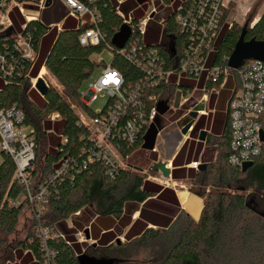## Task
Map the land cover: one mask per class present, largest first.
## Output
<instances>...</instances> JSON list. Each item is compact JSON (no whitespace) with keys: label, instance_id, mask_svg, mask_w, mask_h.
I'll return each instance as SVG.
<instances>
[{"label":"trees","instance_id":"16d2710c","mask_svg":"<svg viewBox=\"0 0 264 264\" xmlns=\"http://www.w3.org/2000/svg\"><path fill=\"white\" fill-rule=\"evenodd\" d=\"M162 1L166 4L170 2ZM86 3L96 7L101 14L99 27L105 36L101 44L81 45L78 36L86 26H75L69 19L61 30L53 29L42 43L41 58L45 61L46 71L58 81L62 91L50 84L44 104L39 105L32 100L29 97L32 85L30 76L26 75V63L21 74L10 77L4 83L0 82V108L8 109L16 105L23 109L26 123L35 130V163L29 172L34 188L54 174L65 159L70 163L66 174L59 176L49 188L51 195L47 210L49 208L50 221H47L46 215L43 218L44 225L54 234L48 243L56 251L57 263L79 264L74 249L82 252L86 244L77 243L75 236L78 230L90 226L98 248L89 246L86 253L96 257L113 256L110 253L113 249H124L129 254L138 244L152 241L160 248V255L155 261L144 264H264V143L261 155L254 159V164L246 172L232 167L227 160L231 139L229 118L219 143L217 159L208 164L206 169L196 171L195 183L200 187H213L208 194L205 190L198 191L204 197V207L198 221L185 210L175 207L177 201L172 189L146 179V176L132 172L129 168L120 169L111 177L102 161L89 164L86 170L80 171L70 166L74 160L82 161L85 158L83 152L90 142L88 130L80 123L79 114L72 108L71 101H76L80 109L92 116L98 114L82 102L80 88L99 65L94 54L100 53L110 44L112 36L123 24L118 11L133 12L131 27L134 32L127 47L133 40H138L144 48L160 51L167 58L168 66H171L175 62L172 51L176 48L179 53L182 43L179 26L175 23L176 10L166 17L154 15L147 23L146 33L141 36L136 28L145 16L134 14L135 0H124L122 3L117 0H96L92 4ZM66 14V9L55 0L51 7L44 10L40 19L28 22L23 31L32 34L33 39L39 42L49 26L60 22ZM17 17L13 19L16 28L26 23L20 16ZM253 17L254 12L251 14ZM162 19L163 24H160ZM243 33L245 41L264 43V12L252 26L248 23L240 29L223 25L215 42V63H228ZM163 34L174 37V46L159 41ZM14 41L10 30L0 32V49L13 50ZM112 51L111 65L121 71L126 83H134L143 76L142 71L119 50ZM231 74L237 82V71L232 70ZM31 77L35 76L31 74ZM216 85L219 86V83ZM175 89L172 85L166 88L169 96L167 105L176 97ZM31 112L40 121L39 124ZM53 114L58 117L54 120L51 117L45 119ZM160 120L158 117L157 125ZM262 123L264 130V116ZM158 133L154 124L146 128L133 147H123L124 156L128 154L132 157L145 144L154 143V139L156 146ZM43 138L47 139L48 145L50 143L46 150L39 148ZM40 156L43 166L39 161ZM1 158L0 230L10 234L18 224L23 207H31L24 197V187L14 178L12 158L5 153L1 154ZM177 158L173 161L175 166ZM72 165L75 167V164ZM180 195L185 200V193L180 192ZM17 200L19 202L15 204ZM78 211L80 214L75 215ZM137 212L139 215L133 220ZM70 218L73 226L68 223ZM32 228V232L21 242L19 253L22 256L23 251L27 250L22 260L26 264H39L42 251L36 231ZM126 228L128 230L125 232ZM103 229L106 231L102 232ZM123 234L127 242L115 243ZM74 241L72 245L68 243Z\"/></svg>","mask_w":264,"mask_h":264},{"label":"built area","instance_id":"2783aa9c","mask_svg":"<svg viewBox=\"0 0 264 264\" xmlns=\"http://www.w3.org/2000/svg\"><path fill=\"white\" fill-rule=\"evenodd\" d=\"M61 1L68 7L69 14L78 20L79 26H86L78 36L81 45L96 46L105 40L99 27L101 21L99 10L86 3L92 4L96 0ZM117 1L122 3L124 0ZM45 2L46 0L39 1L40 10L45 7ZM230 2L231 0H182L180 2L175 12V23L179 26L182 43L179 53L176 52V48L172 51L174 65L172 62V65L168 66L167 58L160 51L144 48L145 46L139 45L138 40H133L127 47L128 40L122 49L115 48L111 42L108 44L107 48L111 50L112 55L113 49L119 50L142 71L143 76L134 83H126L120 70L111 64H106L102 74L90 82L88 92L81 93L82 102L89 107L91 102L101 94H107L108 100L102 109L96 111L98 112L96 115L92 116L82 109L78 111L80 123L88 130L90 142L83 152L86 155L85 158L82 161L74 160L72 163L75 167L71 163L72 168L78 171L86 170L89 164L102 161L107 174L112 177L118 170L126 169L122 161L130 158V155L124 156L122 152L124 146L128 149L133 147L142 132L153 124L157 126V118H161L172 110L176 103L179 108H183L190 101V96L196 90L188 82L190 78L199 80L203 75L205 78L204 85L200 88L202 96L193 107L206 102L209 92L217 91L216 83L221 85L232 71L228 63L217 64L213 60V54L216 52L215 42L221 28L224 24L232 27V24L225 22ZM13 7L18 8L26 21L21 32L14 31L10 17ZM156 12V7L148 12L145 11L146 16L140 20L136 28L141 36L146 33L147 23ZM118 13L123 23L131 27L133 12L126 15L119 10ZM38 19H40V14L27 13L20 0H0V32L10 30L15 39L13 50L0 49V82L4 83L10 77L21 74L27 64L26 75L30 76L32 87L35 88L38 78H43L47 83L45 77L48 72L42 73L45 63L39 67L35 77H31V74L41 54L43 37L57 25H50L47 32L37 42L32 34H26L23 30L28 22ZM131 30L133 34L132 27ZM169 38L174 46V37L169 36ZM95 60L99 64L104 62L103 58H95ZM236 71L239 79L228 104L231 139L227 160L232 167L241 170L244 163L254 161L263 150L264 142L261 139V131L264 116V60H248ZM110 76H113L112 80L108 79ZM117 80H119L118 83ZM47 85L50 86L48 83ZM170 85L176 88V97L168 105L166 112L161 114L158 104L160 102L167 104L169 96L166 88ZM152 90L155 92L151 93ZM150 103L152 104L149 106ZM193 107L183 112L178 121L194 110ZM197 112L199 115L206 113L205 110H197ZM57 117V114L51 116L52 119ZM192 125L188 132L192 130ZM34 131V128L26 123V114L23 109L16 105L8 109L0 108V162L2 153L12 158L15 165L14 178L24 187V197L35 215L37 221L35 231L42 251L39 264H58L56 251L48 243L54 234L44 225V222H41V218H43L44 206L51 195L49 188L59 176L66 174L70 163L65 159L54 174L34 188V181L29 173L35 163L36 136ZM190 165L198 170L201 162L194 161ZM160 177L166 179V182H163L162 179L156 178L161 183L171 181V178L165 177L162 173ZM18 202L17 200L14 203ZM79 214L80 211L75 213V215ZM76 242H86L88 245L93 243L91 238L86 237L85 231H79L76 234ZM68 243L72 245L75 241ZM86 250V247L82 248V252L74 249V253L78 257Z\"/></svg>","mask_w":264,"mask_h":264},{"label":"rangeland","instance_id":"374dc122","mask_svg":"<svg viewBox=\"0 0 264 264\" xmlns=\"http://www.w3.org/2000/svg\"><path fill=\"white\" fill-rule=\"evenodd\" d=\"M182 0H179L181 2ZM136 8L134 9V14L136 16H146L145 11L150 10L153 7H156L160 12H162L163 17L169 12H172V7L168 6L161 0H135ZM177 3V2H173ZM256 11V13H255ZM124 12V11H123ZM144 12V13H143ZM254 12V17L251 18V14ZM264 12V0H231L229 9L226 14L225 22L232 24V26H237L240 29L250 23L252 26ZM126 15H129L130 12H124ZM251 18V19H250ZM95 58H103L104 62H101L94 72L91 74L89 79H87L81 86L80 92L82 94H86L89 89V84L91 81L97 79L103 72L104 66L106 64H111L113 60L112 52L109 48L104 47L100 53L94 54ZM45 61L38 56L34 71L32 72V76L37 75V71H39V67L42 66ZM232 78V76L229 74ZM48 84H51L57 88L58 91H62V86L58 83V81L49 73H47L45 77ZM188 82L196 88L194 93L190 96V101H188L183 108H179L176 103L174 108L168 111L164 116L161 117V122L158 123L157 129L159 130V134H157L156 146L153 150L149 148L142 147L138 151H136L132 157L128 158L127 160L122 161L126 169L130 171L137 172L138 174L146 176V179L152 180L153 182H158L164 186H175V188H179L178 185L169 181V183H161L156 178L162 179L160 177V172H152L149 171L148 168L153 161H157L159 159H163L164 156L168 155L171 156L176 152L175 145L178 143V139L180 135V129L178 126V118L181 116L183 112L192 108L193 105L201 98L202 93L200 92V88H198L197 80L195 78H190ZM199 91V92H197ZM197 92V94H196ZM29 97L34 100L39 105L45 103L46 99L42 96L38 90L32 87V90L29 93ZM108 95L101 94L98 98L91 102L90 107L94 111H98L102 109L105 104L107 103ZM72 106L76 112L80 111L79 106H77L76 101H71ZM198 107L200 108H211V105L200 104ZM194 111V110H192ZM31 115L33 113L31 112ZM35 121L37 120L38 124L40 121L33 115ZM51 115L46 116L45 119H49ZM56 119V118H55ZM52 120V119H50ZM54 120V119H53ZM179 130V132H178ZM50 143L48 145V141L46 138H43L41 143L39 144V148L41 150L48 149ZM159 152V153H158ZM2 159V158H1ZM42 157H39V161L41 165L44 163L42 161ZM43 166V165H42ZM163 180V179H162ZM188 189L195 193H198L199 190H205L206 193L210 191L211 186L200 187L196 182V180L188 179ZM49 208L47 210V204L44 206L43 211V218L46 215L47 221H50L48 218ZM41 218V217H40ZM41 218V222L43 221ZM45 220V219H44ZM36 218L32 211L27 206H24L21 214L19 216L18 224L16 225L15 230L7 234L0 230V264H26L22 259L23 256L26 254V251H23L22 256L19 253L21 250V242L24 241L27 236L32 232V226L35 229L36 226ZM70 226H73L72 218L68 220ZM86 234V233H85ZM76 237V236H75ZM87 237V236H86ZM120 242L125 243L127 242L124 236H120ZM89 239V238H88ZM119 242V243H120ZM116 243V242H115ZM118 243V244H119ZM90 246L93 248H98V244L94 241ZM16 248V249H15ZM160 248L154 242H148L145 244H138L136 248L132 250L131 253L127 254L128 251L124 249H113L110 250L111 255L113 256H106V257H115L118 261L115 264H120L124 262H129L133 264H144L149 263L152 260L155 261V258L159 257L160 255ZM86 253V252H85ZM89 254V253H88ZM131 254L133 256H131ZM91 255V254H90Z\"/></svg>","mask_w":264,"mask_h":264},{"label":"crops","instance_id":"0c3cea01","mask_svg":"<svg viewBox=\"0 0 264 264\" xmlns=\"http://www.w3.org/2000/svg\"><path fill=\"white\" fill-rule=\"evenodd\" d=\"M20 1L22 2V4H24V7L26 8L27 13L34 14V15L40 14V17L43 15L44 10L46 8L51 7L55 2V0H52L50 6H45L42 10H40L38 6L39 2H34L33 0H20ZM56 1H58L66 9L67 14L60 22L53 23L57 25L53 29H57L58 31L61 30V28L63 27L67 19H69V22L71 24H75V26L79 25L78 20L69 14L68 7L61 0H56ZM173 2H177V3L173 4ZM179 4H180L179 0H174V1H170L167 5L172 7L173 11H175ZM156 10L157 12L155 13V15L163 16L162 12H160L157 8ZM17 15L20 16L22 19H24V22H26L24 16L19 12L18 8L13 7L12 10L10 11V17L13 21V26H14L13 19L16 18ZM163 20L164 19L161 20L160 24H163ZM22 26L23 24L17 28L14 26V31L21 32ZM53 29H51L43 37L42 43H43L44 38ZM159 41L168 46H170V43H171L170 38L165 36L164 34L161 36V39ZM41 56H42V44H41L40 57ZM44 71H46L45 67H44ZM230 75L232 76V78L228 76L221 85L216 87L217 91L209 92L207 101L204 103H201L205 105H211V108L209 109L200 108L198 107L200 104L193 107L194 111L205 110L206 113L200 114V115L198 114L197 118L193 122V125H192L193 127L191 131H189L184 136L180 134L181 136H179L178 143L175 145L176 152L171 156L166 155L163 158L164 160L168 161V166L171 169V177H170L171 181L175 183L176 185H178L179 188H175V186H170V187L164 186V185L163 186L166 188H170L174 191L176 195V201H177V203L175 204V207L179 210L180 209L185 210L196 221H198L201 217L202 209L204 207V197H202L199 193H195L188 189L187 187L189 183L188 179L195 180L196 171L204 170V169H201L202 164H206L208 166V164L214 162L217 159V156L219 153V143H221V140H222L221 138L223 136V132L227 124L229 100L232 96V93H233V90L236 84V81L234 80L233 75L232 74ZM204 81H205L204 75L199 80H197V84L199 88L203 87ZM202 130H205L207 132V135L204 140L199 139V135ZM176 158H177V163L175 166L173 161ZM194 161L201 162V165L198 168V170L191 167L190 165ZM173 172L176 174L175 177H173ZM180 192L185 193L184 195L185 200L182 199ZM138 215H139L138 212L135 213L133 215V220H135L138 217ZM151 226L152 225H149V227ZM86 228H89V234H90V238L92 239V241L96 242V240L92 237L93 235H92L90 226H87L82 230H78V232L85 231ZM127 230L128 228L125 229V232ZM105 231H106L105 229L102 230V232H105ZM121 236H124V234ZM84 243L86 245H84L83 248L86 247L88 249L90 245H88V243L86 242ZM80 244H83V243H80ZM27 253L28 251L26 250V254ZM34 261L37 262L35 257H34Z\"/></svg>","mask_w":264,"mask_h":264},{"label":"water","instance_id":"95a60500","mask_svg":"<svg viewBox=\"0 0 264 264\" xmlns=\"http://www.w3.org/2000/svg\"><path fill=\"white\" fill-rule=\"evenodd\" d=\"M51 2L52 0H46L45 6H50ZM131 35H132V30L130 25L127 23H123L119 31L112 36L111 44L115 48L122 49L129 40V38L131 37ZM248 59L264 60V43L257 42L254 40L245 41L244 33H243L239 38V40L237 41L233 52L228 58V66L232 70L239 69ZM35 88L42 96L45 97L50 89V86L47 85V83L43 78H38L35 84ZM167 109H168V105L166 104V102H160L158 104V110L161 114L166 112ZM197 116H198L197 111H191L187 116L181 118L178 121V126L181 135H186L188 133L190 126L193 124ZM206 135L207 132L205 130H202L199 135V139L204 140ZM261 139L264 142V130L261 131ZM144 148L154 149L155 139H154V143H152L151 145L147 143L144 145ZM253 164H254L253 161L244 163L241 171L246 172L250 167H252ZM206 167H207L206 164H202L201 169H205ZM148 170L152 172L158 171L167 178L171 177V169L168 166V161L164 159L153 161L150 164ZM85 233L87 238H90L89 228H86ZM119 242H120V238L116 240L117 244ZM78 261L79 264H115L118 261V259L115 257H96L88 253H82L78 256Z\"/></svg>","mask_w":264,"mask_h":264},{"label":"bare ground","instance_id":"6f19581e","mask_svg":"<svg viewBox=\"0 0 264 264\" xmlns=\"http://www.w3.org/2000/svg\"><path fill=\"white\" fill-rule=\"evenodd\" d=\"M42 73L45 74V71L43 70ZM163 182H166V179L163 178Z\"/></svg>","mask_w":264,"mask_h":264},{"label":"snow or ice","instance_id":"6c2138e0","mask_svg":"<svg viewBox=\"0 0 264 264\" xmlns=\"http://www.w3.org/2000/svg\"><path fill=\"white\" fill-rule=\"evenodd\" d=\"M109 79H113V76H110Z\"/></svg>","mask_w":264,"mask_h":264},{"label":"clouds","instance_id":"9594fccd","mask_svg":"<svg viewBox=\"0 0 264 264\" xmlns=\"http://www.w3.org/2000/svg\"><path fill=\"white\" fill-rule=\"evenodd\" d=\"M109 79V78H108ZM109 80H112V79H109ZM117 83L119 82V80L116 81Z\"/></svg>","mask_w":264,"mask_h":264}]
</instances>
